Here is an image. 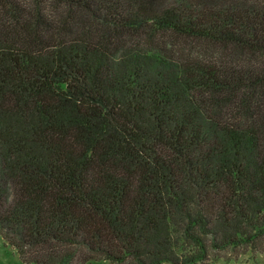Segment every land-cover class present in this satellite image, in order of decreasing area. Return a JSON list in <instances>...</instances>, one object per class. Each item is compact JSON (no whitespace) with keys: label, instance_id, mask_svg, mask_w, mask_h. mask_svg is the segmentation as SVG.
I'll list each match as a JSON object with an SVG mask.
<instances>
[{"label":"trees","instance_id":"16d2710c","mask_svg":"<svg viewBox=\"0 0 264 264\" xmlns=\"http://www.w3.org/2000/svg\"><path fill=\"white\" fill-rule=\"evenodd\" d=\"M0 237L23 264L264 254V0H0Z\"/></svg>","mask_w":264,"mask_h":264},{"label":"rangeland","instance_id":"374dc122","mask_svg":"<svg viewBox=\"0 0 264 264\" xmlns=\"http://www.w3.org/2000/svg\"><path fill=\"white\" fill-rule=\"evenodd\" d=\"M0 264H23L19 260L16 253L7 245H4L0 237ZM33 264V263H29ZM86 264H109L107 261H92ZM209 264H264V254H255V258H251L250 253L241 255L237 260H223L218 259L212 261Z\"/></svg>","mask_w":264,"mask_h":264}]
</instances>
